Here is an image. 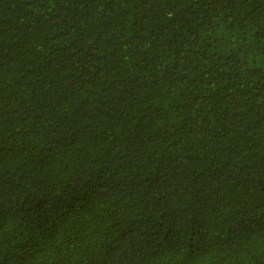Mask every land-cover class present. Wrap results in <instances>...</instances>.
<instances>
[{
	"label": "trees",
	"instance_id": "1",
	"mask_svg": "<svg viewBox=\"0 0 264 264\" xmlns=\"http://www.w3.org/2000/svg\"><path fill=\"white\" fill-rule=\"evenodd\" d=\"M0 264H264V0H0Z\"/></svg>",
	"mask_w": 264,
	"mask_h": 264
}]
</instances>
